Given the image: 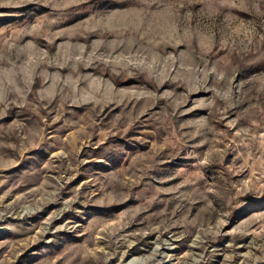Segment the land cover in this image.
<instances>
[{
  "label": "rangeland",
  "instance_id": "obj_1",
  "mask_svg": "<svg viewBox=\"0 0 264 264\" xmlns=\"http://www.w3.org/2000/svg\"><path fill=\"white\" fill-rule=\"evenodd\" d=\"M0 264H264V0H0Z\"/></svg>",
  "mask_w": 264,
  "mask_h": 264
},
{
  "label": "bare ground",
  "instance_id": "obj_2",
  "mask_svg": "<svg viewBox=\"0 0 264 264\" xmlns=\"http://www.w3.org/2000/svg\"><path fill=\"white\" fill-rule=\"evenodd\" d=\"M170 77V76H169ZM117 84L119 83V82H116Z\"/></svg>",
  "mask_w": 264,
  "mask_h": 264
}]
</instances>
